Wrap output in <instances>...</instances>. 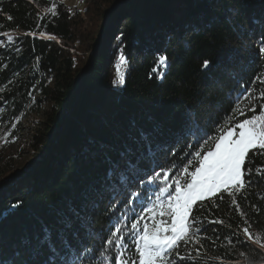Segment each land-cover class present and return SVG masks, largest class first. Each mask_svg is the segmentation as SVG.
<instances>
[{"label":"trees","instance_id":"16d2710c","mask_svg":"<svg viewBox=\"0 0 264 264\" xmlns=\"http://www.w3.org/2000/svg\"><path fill=\"white\" fill-rule=\"evenodd\" d=\"M262 37L264 0H0V134L31 121V148L50 154L0 183V259L42 264L21 241L45 226L56 240L68 222L69 238L79 232L102 253L117 216L133 256L131 218L151 222L137 205L154 201L155 172L169 170L171 184L189 153L261 111ZM198 130L207 132L199 144ZM144 136L163 154L146 153ZM129 159L146 168L117 196L121 176L135 175ZM246 168L238 208L225 193L194 205L200 231L176 250L190 257L183 264H264V150L250 151Z\"/></svg>","mask_w":264,"mask_h":264},{"label":"snow or ice","instance_id":"6c2138e0","mask_svg":"<svg viewBox=\"0 0 264 264\" xmlns=\"http://www.w3.org/2000/svg\"><path fill=\"white\" fill-rule=\"evenodd\" d=\"M55 8L54 3L48 9L53 16L57 14ZM7 39L12 41L13 37L9 35ZM259 53L264 55V37L261 38ZM165 61L166 57L159 58L161 66H164ZM124 63L125 57L122 54L120 63L116 65L118 75ZM207 65L208 62L205 61L204 66ZM257 81L264 85V78L257 77ZM120 83H123L122 76ZM259 95L264 98V90H260ZM250 111L253 113L250 118L235 122L222 130L216 136L214 144L206 148L203 153L199 150L194 154L189 153L193 158L180 166L171 184H168L169 170L155 172L148 181L149 185H155L154 201L149 200L147 203L141 201V204L137 205L142 213L151 216V222L149 223L141 215L134 214L131 218L130 231L133 233L135 249L133 256L127 255L126 237L121 235L123 228L119 226L121 219L118 216L115 222L109 225V236L104 240L106 247L103 248L102 253L90 248L89 243L79 232H74L69 238L65 230L72 227L70 222L57 232L56 240L53 239L52 229L45 226L42 234L32 239L24 238L20 247L34 249L38 256H44L42 264H85V261L91 264L97 256L100 258L96 264H183L190 257L182 256L176 250L181 242L191 241L200 231L199 228L196 232L191 231L196 225L195 216L191 215L194 205L198 201L216 196L217 193H225L233 197L232 204L238 208L235 194L245 189L248 183L244 176L247 170L246 158L252 150H264V105H261L258 114L255 107ZM195 135L196 143L199 144L200 140L207 136V132L198 130ZM143 140L145 152L151 153L153 158L163 154V150L159 153L153 151L151 137L144 136ZM132 151L130 148L126 149L122 159L124 156H129ZM113 165V169L107 174L108 177L115 175L119 161L113 162ZM127 165H135V175L121 176L118 182L119 191L115 192L117 196L124 194L127 187L132 186L140 170L146 168L143 161L137 165L131 159L127 161ZM161 175H163V184L157 183ZM114 198V196L110 197V199ZM136 200H141V194H137ZM18 206L19 204L12 207L15 209ZM243 231L248 234L249 239H252L248 227ZM196 243H199L198 239ZM113 248L116 250L114 254L111 253ZM198 251L197 249V253ZM0 264H5V261L0 259Z\"/></svg>","mask_w":264,"mask_h":264},{"label":"rangeland","instance_id":"374dc122","mask_svg":"<svg viewBox=\"0 0 264 264\" xmlns=\"http://www.w3.org/2000/svg\"><path fill=\"white\" fill-rule=\"evenodd\" d=\"M72 4H77L79 7H83V0H69ZM92 20V18L90 19ZM89 20V22H91ZM77 43H75L76 45ZM35 119L39 116L34 114ZM33 124L26 122V127L22 126L17 128L13 132L7 134H0V183L5 181L10 173L18 174L23 171V168L29 164L30 160L40 159L43 160L46 155H50L46 151L40 152L41 148H31L32 139L30 137L29 130H31ZM34 132V131H33ZM37 149V150H35ZM47 149V148H46ZM16 185H23L24 181L18 179Z\"/></svg>","mask_w":264,"mask_h":264},{"label":"water","instance_id":"95a60500","mask_svg":"<svg viewBox=\"0 0 264 264\" xmlns=\"http://www.w3.org/2000/svg\"><path fill=\"white\" fill-rule=\"evenodd\" d=\"M35 150H37V149H35ZM47 157H48V156L46 155V156L44 157V159L47 158ZM21 177H22V176L17 177L16 180L20 179Z\"/></svg>","mask_w":264,"mask_h":264}]
</instances>
